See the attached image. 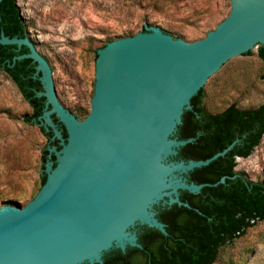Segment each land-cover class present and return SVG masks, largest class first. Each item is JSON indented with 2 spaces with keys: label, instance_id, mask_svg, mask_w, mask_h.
I'll use <instances>...</instances> for the list:
<instances>
[{
  "label": "water",
  "instance_id": "1",
  "mask_svg": "<svg viewBox=\"0 0 264 264\" xmlns=\"http://www.w3.org/2000/svg\"><path fill=\"white\" fill-rule=\"evenodd\" d=\"M231 4L229 15L193 42L154 24L99 48L91 110L83 119L61 100L47 47L34 36L36 45L29 37L0 35L2 44L29 47L14 61L37 62L38 95L47 99L40 125L52 128L61 144L50 148L57 163L47 160V179L35 197L0 207V264H102L114 247H142L137 225L168 233L156 205L190 206L180 191L197 193L209 183L189 182L185 173L236 143L207 159L172 160L193 140L176 137L185 109L202 87L206 92L229 65L264 44V0Z\"/></svg>",
  "mask_w": 264,
  "mask_h": 264
},
{
  "label": "rangeland",
  "instance_id": "2",
  "mask_svg": "<svg viewBox=\"0 0 264 264\" xmlns=\"http://www.w3.org/2000/svg\"><path fill=\"white\" fill-rule=\"evenodd\" d=\"M17 1L30 36L47 47L43 54L56 68L61 100L77 115L91 110L95 49L103 42L154 24L173 37L193 42L216 28L232 6L231 0ZM262 71L257 52L234 61L205 92L207 108L218 112L233 102L242 108L261 104ZM31 110L14 82L0 72V206L9 200L31 199L41 187V155L49 140L38 125L23 120ZM237 159L236 169L264 181V135L250 156ZM214 264H264V221L224 248Z\"/></svg>",
  "mask_w": 264,
  "mask_h": 264
},
{
  "label": "trees",
  "instance_id": "3",
  "mask_svg": "<svg viewBox=\"0 0 264 264\" xmlns=\"http://www.w3.org/2000/svg\"><path fill=\"white\" fill-rule=\"evenodd\" d=\"M142 31H146V26ZM2 33L10 37H29L34 42L17 0L0 2V35ZM108 42L95 49L96 58L98 49ZM257 48V55L263 62L261 79L264 80V44H259ZM27 52V45L18 47L17 44L0 43V72L14 82L31 105V112L23 120L38 125L49 140L41 155L42 165L45 167L49 159L55 160L56 165V155L51 153L50 148H61V144L57 138L53 139L52 128L40 125L47 99L38 95L43 90V84L36 76L37 62L30 57L14 61L16 55ZM253 53L251 49L243 54ZM205 96V88L202 87L192 97V107L183 113L176 137H192L193 140L178 148L176 158L186 162L207 159L234 142L235 145L209 164L192 169L190 182L209 184L197 193L180 191L181 199L190 206L178 203L156 205L157 216L166 224L167 234L158 228L140 225L138 241L142 247L129 245L125 250L114 247L104 253L102 264H214L224 248L264 221V181L254 180L245 171L236 169L237 158L250 156L262 142L264 100L248 108L233 102L221 111L213 112L207 108ZM89 112L79 113L78 117L84 118ZM52 117L66 137L64 124L55 114ZM223 177L226 178L224 182L221 181ZM46 179L47 173L42 169L41 187ZM5 204L18 205L20 202L9 200Z\"/></svg>",
  "mask_w": 264,
  "mask_h": 264
},
{
  "label": "flooded vegetation",
  "instance_id": "4",
  "mask_svg": "<svg viewBox=\"0 0 264 264\" xmlns=\"http://www.w3.org/2000/svg\"><path fill=\"white\" fill-rule=\"evenodd\" d=\"M179 155V149H178V153L175 155V156H173L172 157V160H178L176 157ZM180 160V159H179ZM181 160H183V159H181ZM191 171L192 170H190L189 172H187V173H185V176L187 177V179H188V181L190 182V178H191ZM202 184V183H201ZM181 193L182 192H180V197H181ZM161 204H163V203H161ZM164 206L165 205H167V203H165V204H163ZM133 230H135L137 233H139L140 231H141V227H140V225H137Z\"/></svg>",
  "mask_w": 264,
  "mask_h": 264
}]
</instances>
